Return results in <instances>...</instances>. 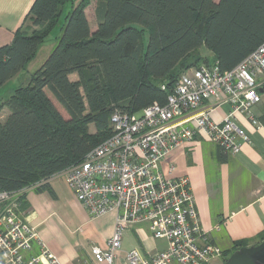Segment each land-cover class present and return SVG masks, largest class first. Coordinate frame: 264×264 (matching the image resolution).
Masks as SVG:
<instances>
[{
	"label": "trees",
	"instance_id": "obj_1",
	"mask_svg": "<svg viewBox=\"0 0 264 264\" xmlns=\"http://www.w3.org/2000/svg\"><path fill=\"white\" fill-rule=\"evenodd\" d=\"M92 1L100 5L94 33L85 13ZM27 20L0 48V88L60 32L30 85L0 102V187L8 193L84 160L112 137L115 111L164 106L186 72L214 61L229 72L264 44V0H36Z\"/></svg>",
	"mask_w": 264,
	"mask_h": 264
},
{
	"label": "built area",
	"instance_id": "obj_2",
	"mask_svg": "<svg viewBox=\"0 0 264 264\" xmlns=\"http://www.w3.org/2000/svg\"><path fill=\"white\" fill-rule=\"evenodd\" d=\"M263 87L264 44L229 72L222 73L217 61L186 72L164 106L154 104L140 115L114 112L112 137L58 174L92 219L116 214L107 249L92 248L95 264H114L123 233L145 224L153 239L168 247L148 257L133 249L126 254L128 264H211L222 258V249L201 228L190 179L168 178L160 164L199 132L225 154H239L249 136L237 115L251 116ZM211 98L214 102L202 110ZM224 106L229 111L223 120L213 121L210 112ZM20 207L19 193L0 187V264H61ZM34 243L40 253L27 257Z\"/></svg>",
	"mask_w": 264,
	"mask_h": 264
},
{
	"label": "crops",
	"instance_id": "obj_3",
	"mask_svg": "<svg viewBox=\"0 0 264 264\" xmlns=\"http://www.w3.org/2000/svg\"><path fill=\"white\" fill-rule=\"evenodd\" d=\"M35 2L0 0V48L10 45L16 32L29 26L27 17ZM68 10L69 6L64 16ZM85 13L94 33L100 13L98 2L92 1ZM91 16L94 24L89 19ZM70 79L78 81V76L73 74ZM259 93L261 102L252 108L251 116L237 115L238 125L249 136V142L241 146L239 154H225L199 132L195 140L173 151L160 164L166 177L190 179L201 228L209 241L223 251L222 258L211 264H224L239 243L256 246L264 231V87ZM213 102V98L207 100L202 110ZM227 111L228 106L215 109L210 112V118L219 123ZM3 112L8 115L7 108ZM41 187L44 189L40 192L29 187L19 193L24 218L61 264H95L92 248L107 249L115 232L116 214L92 219L58 175L41 182ZM167 247L166 241L153 239L146 224L131 226L123 233L122 247L114 264H128L126 254L133 249L148 257ZM39 253L40 247L34 243L27 257Z\"/></svg>",
	"mask_w": 264,
	"mask_h": 264
},
{
	"label": "rangeland",
	"instance_id": "obj_4",
	"mask_svg": "<svg viewBox=\"0 0 264 264\" xmlns=\"http://www.w3.org/2000/svg\"><path fill=\"white\" fill-rule=\"evenodd\" d=\"M89 19H91L92 23L94 24V19L91 16ZM64 21V20H63ZM30 25V23H29ZM59 30L60 28L58 27L52 34L53 39H50L49 41H47V43H45L44 45L41 46V48L38 51V55L36 60L34 61V63H32L29 66V71L27 72H23L20 77H16L14 78L12 81H10V83L4 87V89H2V91H0V102L1 101H6L7 99H9L11 93L13 90L19 88V87H27L30 85L31 80H32V76L33 74L41 68V66L45 63V61L48 59V57L51 55L52 51L54 50V48L57 45V37L59 34ZM201 55H203L204 57L208 56L209 53L205 50L202 49L201 50ZM212 60V58H211ZM59 109L61 110V108L59 107ZM8 113H10L9 109ZM6 113H1L2 117H5ZM91 131H94V128H91ZM64 180V179H63ZM65 182V180H64Z\"/></svg>",
	"mask_w": 264,
	"mask_h": 264
},
{
	"label": "water",
	"instance_id": "obj_5",
	"mask_svg": "<svg viewBox=\"0 0 264 264\" xmlns=\"http://www.w3.org/2000/svg\"><path fill=\"white\" fill-rule=\"evenodd\" d=\"M224 264H264V242L237 250Z\"/></svg>",
	"mask_w": 264,
	"mask_h": 264
}]
</instances>
